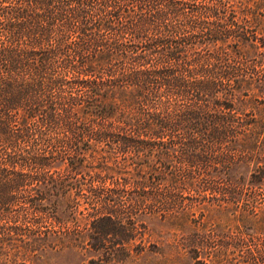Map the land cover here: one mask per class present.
Segmentation results:
<instances>
[{"label": "trees", "instance_id": "16d2710c", "mask_svg": "<svg viewBox=\"0 0 264 264\" xmlns=\"http://www.w3.org/2000/svg\"><path fill=\"white\" fill-rule=\"evenodd\" d=\"M42 245L264 264V0H0V264Z\"/></svg>", "mask_w": 264, "mask_h": 264}, {"label": "rangeland", "instance_id": "374dc122", "mask_svg": "<svg viewBox=\"0 0 264 264\" xmlns=\"http://www.w3.org/2000/svg\"><path fill=\"white\" fill-rule=\"evenodd\" d=\"M29 227L31 230H40L42 232L53 231L58 228L49 221L42 223V226L32 225ZM55 247L42 245L30 257L19 258L17 264H78L81 261L80 256L75 254L71 248ZM237 252L233 253L232 256L240 258L241 255H238L240 251ZM156 261V259L146 256L136 261L126 260L118 262V264H157ZM165 264H168V262Z\"/></svg>", "mask_w": 264, "mask_h": 264}]
</instances>
